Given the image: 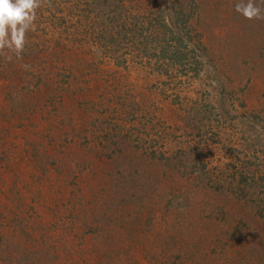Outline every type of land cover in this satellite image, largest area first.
I'll return each instance as SVG.
<instances>
[{
	"label": "rangeland",
	"instance_id": "obj_1",
	"mask_svg": "<svg viewBox=\"0 0 264 264\" xmlns=\"http://www.w3.org/2000/svg\"><path fill=\"white\" fill-rule=\"evenodd\" d=\"M239 2L123 0L132 22L122 30L134 26L143 38L151 23L167 22L168 34L184 33L188 46L181 50L188 49L191 65L182 69L184 58L165 66L153 56L161 44L155 37L144 49L119 35L115 58L108 40L96 35L107 25L96 18L87 24L77 17L86 14L81 8L72 16L68 7L42 0L21 57L0 54V67L11 56L10 68L0 70V264L106 263L96 260V222L75 208L78 196L90 207L97 185L105 204L140 174L150 184L142 183L143 199L131 214L123 194L107 225L98 220L97 236L106 237L114 264H193L187 241L179 235L175 244L172 234L178 223L201 219L180 203L194 190L196 205L212 196L204 225L212 216L215 224L228 222L227 207L237 198L236 217L264 238V20L238 14ZM174 10L185 29L171 23ZM213 236L202 251L215 261L234 257V250L210 244ZM260 251L264 264V248L251 255Z\"/></svg>",
	"mask_w": 264,
	"mask_h": 264
},
{
	"label": "trees",
	"instance_id": "obj_2",
	"mask_svg": "<svg viewBox=\"0 0 264 264\" xmlns=\"http://www.w3.org/2000/svg\"><path fill=\"white\" fill-rule=\"evenodd\" d=\"M56 6H59L60 8H62L63 10L68 7L69 8V14L72 16L74 15V9L76 8H81L83 9L82 11L86 12V14H81L79 13L77 17L82 16L87 20V24L89 22V18H91L93 20V18H96V20H98L96 23L99 24V22H103L105 25L104 28H98L100 29L99 32L96 34L99 38H103L104 40L107 39L108 41L106 42L107 46V50L113 52V56L115 58H118V55H114L116 54L120 48H122L121 46H119L117 43L118 41L116 40L117 37L120 35L122 36L121 38H126V40L130 43L133 44V47L136 46L137 41L139 44H142L143 48L145 49L147 47V44L150 43L151 41L154 42L153 40L154 37L156 39H160V46H159V51H153V56H160L159 58H163L164 61V65H171V64H176L178 60H182L184 58L185 61L182 62V64H186L185 66H182L184 68H190V61L188 60L187 57V53H188V49H186V51L181 50V47L187 48V44L188 42L186 41L184 43L183 37H184V33L183 32H178L176 34H174V32L172 31V34H168L167 28L170 29V26L168 25L167 22H165L164 24H162L164 27L160 28L159 26H153L152 23L150 25V28H146L145 33L148 34H144L145 36L142 38V32L133 27L129 28V31H124L122 30V28L126 25H130L132 21H127L126 17L124 16L125 14V5L123 3V0H52ZM71 12V13H70ZM81 14V15H80ZM93 14V15H91ZM106 18V21H105ZM173 20L171 23H174V25H176L178 27V29L183 30L185 29V23H183L181 25L180 19H179V14L174 10V16H173ZM93 20V21H96ZM92 21V23H93ZM153 26L155 29L152 30ZM127 27V26H126ZM167 27V28H166ZM117 28V29H116ZM144 31V30H143ZM127 32H130L132 35H130V39L128 38V36L126 35ZM174 34V35H173ZM140 35V37H139ZM105 43V42H104ZM153 45V44H152ZM119 46V49H117ZM190 46V45H189ZM192 48H190L191 50ZM47 50V49H46ZM49 50V49H48ZM46 51V52H50V51ZM29 51L33 52L32 47L29 48ZM33 58V57H32ZM4 59H2L3 61ZM9 58H6L4 60V64L1 66L3 68H5L6 70L9 69V66H6L5 62L8 61ZM262 62H261V66H264V58H261ZM160 66L162 67V65H159L158 68H160ZM0 67V70H1ZM163 68V67H162ZM15 98L12 100V103L14 104L15 102ZM116 143V141H115ZM111 148V147H110ZM114 149V148H113ZM112 150V149H110ZM118 150L120 151L121 149L118 148ZM113 152V151H112ZM111 154H109L108 156H111ZM143 175H138L136 177V182H128V181H124V184H128L126 189L122 190V195L125 194V198L124 200L127 201V204L129 205L128 207H126L127 213L125 215H130L131 214V210H132V205L136 204V202H139L137 200H139V198L142 200L143 196L139 197L140 192H142V187H144V185L142 183H144L145 185H149L150 184V180L149 178H146L144 181L141 182ZM149 177V176H148ZM140 179V181H138ZM142 184V185H141ZM103 185V184H102ZM140 186V190L138 193V187ZM146 187V186H145ZM95 188H98L94 193H93V197L89 198L91 199L89 202L90 207H87L84 205V199L78 196V208L75 207L77 210L79 211H87L90 220H95L96 225H94V228L92 229V236L94 237V241L98 244L97 247V251L96 254L98 255L96 257V260L99 258H104V259H108L106 261V263L104 264H111L112 259L109 258L111 249L107 248V244L108 242L105 241V236H103L101 233V235L97 236V232L100 230L99 225H98V220H102V223H105L107 225L108 223V219L110 217H113L117 210H119L121 207V202H123L122 200V195L119 194L118 192H112L110 194V196L108 197L107 202L109 203H114L116 206V211L115 208H113V206H111L110 204L105 203L103 201V197H102V193H104L103 187L99 188L97 185L94 186L93 188H91V191H93ZM203 188V187H202ZM103 190V191H102ZM134 190V191H132ZM154 190V189H153ZM132 193V194H130ZM199 191L198 190H194L192 192H189L186 194V205H185V201L183 202V200L180 201L181 203V207L182 204H184V206H186V210H189L192 215H194L193 211H196L199 215V217L201 219H204L205 216H209L212 212L206 210L207 208L204 207V204H212V196L209 195V191L207 193V191H204L205 195H209L208 197H206L205 203L204 204H200L196 205L194 203L193 200H195L196 198H199ZM236 194V193H235ZM222 193H218L216 196L218 198H221ZM237 195V194H236ZM215 196V197H216ZM88 199V200H89ZM77 200V197H76ZM86 200V199H85ZM120 200V203H118L117 201ZM140 200V201H141ZM215 200V199H214ZM236 202L232 205V206H228L227 208V213L225 216H227L228 222L224 221V225L223 224H215V220L216 217L212 216L209 217V220H206V225H204L202 223V220L199 219L198 221H188L187 223H178V225H176L174 231L177 232L176 234H172L174 238H176L175 240V244L177 243V240L179 242V235L181 237H183V244L184 242L187 241V245L186 247L190 246V250L192 249V253L190 257H188V260L191 261L193 264H250V261H256L255 263L252 264H258L259 260L261 259V256H263V254L259 253V255H251V252L253 250H257L258 248H264V238H263V234L259 233V230L256 227L253 226H248L245 222V220H242L243 218L240 217H236L237 214L234 212L236 207H239L238 205V199H235ZM246 205V204H244ZM249 209L252 210L253 213L252 216L254 217V215L256 216L257 213H255L252 209V207L250 205H246ZM154 208V205L152 206ZM147 209V208H146ZM145 209V210H146ZM170 211H175V209H171L169 208ZM246 210V207L244 208ZM258 209V207H257ZM256 209V211H257ZM152 213V209L151 210H147V218H146V223H149V216ZM133 214V213H132ZM135 216L133 217V219H137V217L140 214V211L137 212V209L134 211ZM176 214V213H175ZM86 216V215H85ZM255 218V217H254ZM259 219V218H258ZM232 220L234 223L232 225ZM260 220V219H259ZM226 222V223H225ZM86 226L92 225V223H85ZM142 228V227H141ZM140 226H135V229H141ZM102 229H104L102 227ZM105 231V230H104ZM210 232L212 233L213 238L210 240V244H215V243H219V246L226 252L228 253L230 251V249L234 250V252H236L231 259H223L220 260H211V255H208V253L202 251V247L201 245L203 243L206 242V240L208 239ZM231 232V236H228V234ZM173 233V232H172ZM190 234V236H186L187 234ZM95 234V235H94ZM218 234H224V239L221 237H216L218 236ZM98 237V238H96ZM217 238H219L220 241L217 240ZM158 241V240H156ZM164 240H161L159 242H162ZM154 243V240H153ZM172 245L173 246H175ZM170 247V248H172ZM183 247V246H182ZM105 248L108 249V253L105 252ZM184 248V247H183ZM166 246L163 245L161 252L162 251H166ZM104 255V256H103ZM21 254L19 256V261H21ZM150 261H154L152 258L150 259ZM182 261H184V258L182 259ZM26 264V263H25ZM28 264H37L36 262L34 263H28ZM100 264V261H99ZM103 264V262H102ZM112 264H114L112 262Z\"/></svg>",
	"mask_w": 264,
	"mask_h": 264
},
{
	"label": "clouds",
	"instance_id": "obj_3",
	"mask_svg": "<svg viewBox=\"0 0 264 264\" xmlns=\"http://www.w3.org/2000/svg\"><path fill=\"white\" fill-rule=\"evenodd\" d=\"M41 4L42 0H0V54L21 57L27 43L26 34L33 30L36 10ZM235 11L247 20H264V7L255 0H241L235 5Z\"/></svg>",
	"mask_w": 264,
	"mask_h": 264
}]
</instances>
